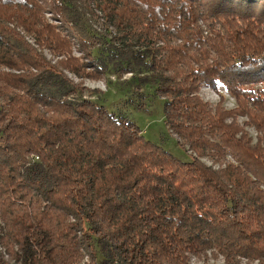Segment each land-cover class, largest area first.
Segmentation results:
<instances>
[{
	"label": "trees",
	"instance_id": "1",
	"mask_svg": "<svg viewBox=\"0 0 264 264\" xmlns=\"http://www.w3.org/2000/svg\"><path fill=\"white\" fill-rule=\"evenodd\" d=\"M0 264H264V0H0Z\"/></svg>",
	"mask_w": 264,
	"mask_h": 264
},
{
	"label": "rangeland",
	"instance_id": "2",
	"mask_svg": "<svg viewBox=\"0 0 264 264\" xmlns=\"http://www.w3.org/2000/svg\"><path fill=\"white\" fill-rule=\"evenodd\" d=\"M131 74H126L124 78H129ZM112 82L106 80L90 81L87 80V85L91 88H95L98 91L94 92L91 96L85 92L89 97L106 104L109 109L115 111H123L128 114L129 117L134 120L145 134L146 138L162 145L164 148L183 159H190V152H187L183 147L177 143V138L169 131L165 124V114L163 110V101L160 98L153 96L152 89L148 90V97L146 99L145 110L137 108L136 103L138 100L131 98L129 91L126 89H120L118 80L115 77ZM116 81V82H115ZM201 95L212 104H216L220 100L224 102V105L228 108H232L236 105L235 98L224 91L221 87L220 91H215L212 88L206 86L201 90ZM136 107V108H135ZM255 136L256 131L253 128L249 129ZM208 162V159H205ZM209 163V162H208ZM221 262V260H219Z\"/></svg>",
	"mask_w": 264,
	"mask_h": 264
}]
</instances>
